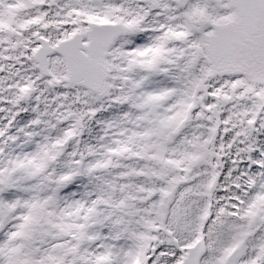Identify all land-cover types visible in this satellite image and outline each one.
<instances>
[{"label":"snow or ice","instance_id":"snow-or-ice-1","mask_svg":"<svg viewBox=\"0 0 264 264\" xmlns=\"http://www.w3.org/2000/svg\"><path fill=\"white\" fill-rule=\"evenodd\" d=\"M0 264H264V0H0Z\"/></svg>","mask_w":264,"mask_h":264}]
</instances>
